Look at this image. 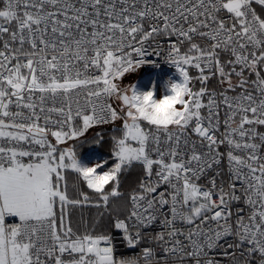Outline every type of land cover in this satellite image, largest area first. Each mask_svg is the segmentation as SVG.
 Segmentation results:
<instances>
[{
    "label": "snow or ice",
    "instance_id": "6c2138e0",
    "mask_svg": "<svg viewBox=\"0 0 264 264\" xmlns=\"http://www.w3.org/2000/svg\"><path fill=\"white\" fill-rule=\"evenodd\" d=\"M3 5L0 264H264V0ZM162 52L180 82L156 105L120 81ZM116 122L109 154L83 162L106 140L89 131Z\"/></svg>",
    "mask_w": 264,
    "mask_h": 264
},
{
    "label": "trees",
    "instance_id": "16d2710c",
    "mask_svg": "<svg viewBox=\"0 0 264 264\" xmlns=\"http://www.w3.org/2000/svg\"><path fill=\"white\" fill-rule=\"evenodd\" d=\"M257 7V11L261 12V14H264V10H261L259 8V6ZM0 8H1V3H0ZM224 59H226L227 57H223ZM139 74L134 72H131L128 74V86L131 85V82H133L134 80H136L137 78H139V75L143 72L142 69H138ZM193 74L191 75H196V72L193 71ZM216 84L215 80H212L209 82V86L210 87H214ZM197 88L199 87V84H197L196 86ZM110 125L104 126L102 129H93V131L89 132L87 134V137L90 139L96 131H103L104 135H105V143L102 144L101 146L97 147L95 145L92 146H80L78 147L77 151L79 154L84 153L88 148L90 147H96L98 149L99 152L108 155L109 154V148H110V140L109 137L111 135V132L113 130V128H108ZM140 175V169L139 168H134L130 173H128L126 175V178L122 181V191H124L125 193H127L128 191L131 190L132 187L135 186V184L137 183V178ZM69 189L70 191L72 190V185L74 184V176L71 175L69 178ZM123 203V202H121ZM99 210L94 209V208H89L86 209L83 213V216L85 218V220L87 221V229H91L93 227V225H95L96 230L97 231H108V217L107 215H105L102 219L99 218L98 216ZM97 219H100L99 224L96 223ZM72 221H73V227L76 228L79 231H85L86 227L84 222L81 220V213L79 211H75L72 214Z\"/></svg>",
    "mask_w": 264,
    "mask_h": 264
},
{
    "label": "built area",
    "instance_id": "2783aa9c",
    "mask_svg": "<svg viewBox=\"0 0 264 264\" xmlns=\"http://www.w3.org/2000/svg\"><path fill=\"white\" fill-rule=\"evenodd\" d=\"M1 3V8H3V0H0ZM164 48H167L168 46V41L165 40L164 38H161L159 41ZM166 56L165 52H162L160 54V57H154V56H145V63L141 65L138 69H142L143 72H149L153 76L157 77V79L162 80V79H171L173 73L176 71L173 66H170L168 63L165 62L164 57ZM137 70V69H136ZM213 88H216L219 90V85L215 84ZM9 221L12 223L14 222V219L9 218ZM157 229H152V231H156ZM113 239L116 243L117 246V251L122 254V255H132L135 251L138 250H130L127 249L126 246L122 243H120L121 237L118 233H113Z\"/></svg>",
    "mask_w": 264,
    "mask_h": 264
},
{
    "label": "rangeland",
    "instance_id": "374dc122",
    "mask_svg": "<svg viewBox=\"0 0 264 264\" xmlns=\"http://www.w3.org/2000/svg\"><path fill=\"white\" fill-rule=\"evenodd\" d=\"M136 73L139 74V71L140 70H134ZM132 71V72H134ZM194 71V70H193ZM191 71V74H193ZM131 73V72H130ZM128 74L127 73L120 81V84L121 86H124V87H135L136 84H138L139 82L141 81H147L150 86H157V85H160L162 87V92L158 95L156 94V96H158L157 98H161L162 96H166L169 94V91H168V85L172 82H175V83H179L180 82V77L178 76V74L176 73V71L173 73L172 75V78L171 79H162L159 81V79H157V77L153 76L151 73L149 72H142L140 75H139V78H137L136 80H134L133 82H131V85L128 86ZM197 74V73H196ZM195 76V75H193ZM198 84V83H197ZM196 84V86H197ZM120 126V122H116L115 125H110L108 128H118ZM93 131L90 130L89 132ZM104 156H107L101 152L98 151V149L96 147H90L88 148L84 153L80 154V158L83 162L85 163H89L91 162V160L93 158H100V157H104ZM72 174L69 173V176L68 178L71 176ZM11 219H15V218H11ZM8 223H11L9 220L7 221Z\"/></svg>",
    "mask_w": 264,
    "mask_h": 264
},
{
    "label": "clouds",
    "instance_id": "9594fccd",
    "mask_svg": "<svg viewBox=\"0 0 264 264\" xmlns=\"http://www.w3.org/2000/svg\"><path fill=\"white\" fill-rule=\"evenodd\" d=\"M170 85H168V91H169ZM151 91V90H149ZM143 94H145L144 92L141 93V95L143 96ZM164 96L161 97V99H163ZM161 100H156V105H160ZM170 105H165L164 107H153L152 109H150V113L151 116L154 120H157L159 122H165L169 116H170Z\"/></svg>",
    "mask_w": 264,
    "mask_h": 264
},
{
    "label": "bare ground",
    "instance_id": "6f19581e",
    "mask_svg": "<svg viewBox=\"0 0 264 264\" xmlns=\"http://www.w3.org/2000/svg\"><path fill=\"white\" fill-rule=\"evenodd\" d=\"M134 88L138 93H143V92H147L149 90H152L155 93L154 98L157 100L160 99V97L157 98L158 96H156V94L158 95V93L160 94L162 92V87L160 85H157L155 87L150 86V84L147 81L139 82L138 84L135 85Z\"/></svg>",
    "mask_w": 264,
    "mask_h": 264
}]
</instances>
